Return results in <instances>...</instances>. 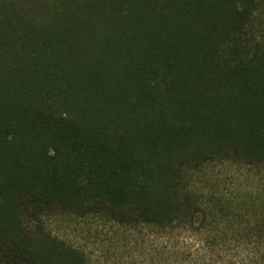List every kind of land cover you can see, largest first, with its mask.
Returning a JSON list of instances; mask_svg holds the SVG:
<instances>
[{
    "label": "trees",
    "instance_id": "1",
    "mask_svg": "<svg viewBox=\"0 0 264 264\" xmlns=\"http://www.w3.org/2000/svg\"><path fill=\"white\" fill-rule=\"evenodd\" d=\"M263 191L264 0H0V264H264Z\"/></svg>",
    "mask_w": 264,
    "mask_h": 264
},
{
    "label": "rangeland",
    "instance_id": "2",
    "mask_svg": "<svg viewBox=\"0 0 264 264\" xmlns=\"http://www.w3.org/2000/svg\"><path fill=\"white\" fill-rule=\"evenodd\" d=\"M85 223H73L66 230L70 231V236L73 239L82 240L83 243L89 241L93 245L94 264H167V257L161 253L163 247L166 246L163 241H155L152 247V243H144L142 239L130 235L126 245L120 246L123 242H119L121 231H111L110 226L105 227L102 223L99 225ZM98 235L100 237H97ZM178 247L179 259L177 264L182 263L184 253L189 249H191V253L195 254V257L189 261L195 262V264L203 263L206 256L205 251L201 252L200 250L196 253L197 250L204 247L200 240H181Z\"/></svg>",
    "mask_w": 264,
    "mask_h": 264
}]
</instances>
